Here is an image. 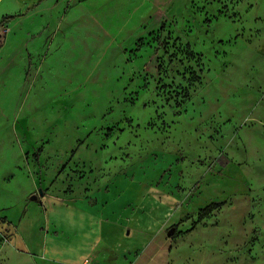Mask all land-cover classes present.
<instances>
[{
	"label": "rangeland",
	"instance_id": "1",
	"mask_svg": "<svg viewBox=\"0 0 264 264\" xmlns=\"http://www.w3.org/2000/svg\"><path fill=\"white\" fill-rule=\"evenodd\" d=\"M117 176L171 200V264H264V0H0V264H59L47 200Z\"/></svg>",
	"mask_w": 264,
	"mask_h": 264
},
{
	"label": "crops",
	"instance_id": "2",
	"mask_svg": "<svg viewBox=\"0 0 264 264\" xmlns=\"http://www.w3.org/2000/svg\"><path fill=\"white\" fill-rule=\"evenodd\" d=\"M171 203L154 187L124 176H117L91 197L48 199L47 212L42 213L49 222L40 228L44 234L40 254L31 249L29 254L59 264H82L85 260L98 264H171L172 237L168 230L177 220ZM56 205L61 212L58 219L52 218V206ZM6 228V241L16 246V225L7 224ZM47 241L57 245L58 253L47 246Z\"/></svg>",
	"mask_w": 264,
	"mask_h": 264
},
{
	"label": "trees",
	"instance_id": "3",
	"mask_svg": "<svg viewBox=\"0 0 264 264\" xmlns=\"http://www.w3.org/2000/svg\"><path fill=\"white\" fill-rule=\"evenodd\" d=\"M214 203H210L209 205H206L205 207H203L201 210L203 211V210H207L211 205H213ZM174 235V231H172L171 233H170V236L172 237Z\"/></svg>",
	"mask_w": 264,
	"mask_h": 264
},
{
	"label": "built area",
	"instance_id": "4",
	"mask_svg": "<svg viewBox=\"0 0 264 264\" xmlns=\"http://www.w3.org/2000/svg\"><path fill=\"white\" fill-rule=\"evenodd\" d=\"M82 264H98V263L90 261V260H85Z\"/></svg>",
	"mask_w": 264,
	"mask_h": 264
},
{
	"label": "water",
	"instance_id": "5",
	"mask_svg": "<svg viewBox=\"0 0 264 264\" xmlns=\"http://www.w3.org/2000/svg\"><path fill=\"white\" fill-rule=\"evenodd\" d=\"M32 197L35 198V196H32ZM172 231H173V227H171V228L168 230V234H170Z\"/></svg>",
	"mask_w": 264,
	"mask_h": 264
}]
</instances>
